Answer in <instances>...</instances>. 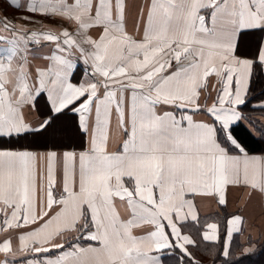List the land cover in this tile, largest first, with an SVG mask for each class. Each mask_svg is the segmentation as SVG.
<instances>
[{
    "label": "snow or ice",
    "instance_id": "1",
    "mask_svg": "<svg viewBox=\"0 0 264 264\" xmlns=\"http://www.w3.org/2000/svg\"><path fill=\"white\" fill-rule=\"evenodd\" d=\"M9 3L21 8L19 0ZM25 10L74 20L77 35L93 26L103 32L78 42L67 30L28 31L0 19L11 33L0 34L8 45L0 48V231L27 229L15 252L10 238L0 242V264H165L169 256L199 264L189 251L196 241L182 231L189 220L201 227L187 197H216L223 206L229 186L264 194V154H249L234 135L248 119L241 109L250 104L253 76L264 74V0H149L140 39L125 29V0H27ZM42 41L55 42L50 63L30 69L31 46ZM73 48L91 68L85 74L92 79L78 85L71 82ZM212 76L220 87L202 108ZM251 107L264 110V101ZM34 111L38 119L29 118ZM201 111L209 119L195 120ZM113 115L126 135L119 151L107 147ZM77 132L87 137L81 151L63 144ZM58 142L65 150H31ZM38 160L47 169L39 211ZM58 165L62 190L54 195ZM117 198L128 219L120 218ZM241 222L239 215L227 221L226 264ZM143 224L152 230L134 235ZM204 227L202 240L218 243V224Z\"/></svg>",
    "mask_w": 264,
    "mask_h": 264
},
{
    "label": "crops",
    "instance_id": "2",
    "mask_svg": "<svg viewBox=\"0 0 264 264\" xmlns=\"http://www.w3.org/2000/svg\"><path fill=\"white\" fill-rule=\"evenodd\" d=\"M74 0H67V3L72 4ZM95 2V0H94ZM21 8H16L11 6L9 0H0V19L7 17L9 20L20 28L23 26L28 31H37V32H47L52 31L57 35L61 34L64 30L69 31V33L74 35V38L79 42L84 39L85 36L91 37L93 40H98L103 32V28L100 26H93L79 35H77L78 24L74 20H69L65 17L59 15H42L39 13H31L25 10L27 0H19ZM115 0H113V5ZM149 0H125V17L124 24L125 29L128 34L133 36L136 39H140L143 35V20L141 19L142 12L146 16ZM28 16L31 18L30 21L20 19V17ZM113 18L115 19V8H113ZM139 25V26H138ZM0 34L4 36L11 37V33L3 32L0 29ZM258 33L252 34L249 37V43H255ZM61 39L63 37L61 36ZM86 50L92 51L90 45H82ZM8 47L6 42L0 41V48ZM32 51L28 55L29 68L35 69L37 66H46L50 63V60L45 58L50 55L52 51H55V42L42 41L40 46L32 45ZM71 59L76 64V70L71 76V82L73 84H79L85 80H91L92 78L85 74L87 69L89 72L91 68L89 65L85 64L83 59H81L79 51L75 48L72 50ZM2 55V53H0ZM215 86V87H214ZM220 84L217 82L215 76H212L208 79V87L206 90H201L200 103L202 108L211 106L215 101L217 96V89H219ZM264 101V100H262ZM41 104L44 102V97L41 98ZM260 102V101H259ZM258 103V102H256ZM69 119L72 118L73 121L77 117L70 112L68 113ZM255 117L260 118V122L264 124V114L256 115ZM30 119H38L39 112H32ZM195 120H207L209 119L206 112L201 111L194 115ZM77 137L74 135V143H70L65 146H70L77 151L84 150L87 147V137L83 136L77 132ZM81 137V138H80ZM126 138L125 133L119 129L115 115L112 117L110 131H109V140H108V150L109 151H119L122 141ZM21 143H24L23 141ZM61 152L65 148L61 145H31V150L44 153L49 149ZM249 154L261 155L264 154V151L253 152ZM41 174H43V183H47V169L46 161L38 160L37 162V211H39L41 206V200H44L46 203V191L41 190ZM62 190V169L58 165L56 173V184L54 195ZM187 198L193 199L195 204V210L198 214V219L202 217L208 218V222L205 223H217L219 226V235L220 239L224 242L226 239V230H227V221L234 215H239L242 217V222L238 225L240 227L239 232H234L233 237L230 243V251H244L245 248H254V245L264 241V194L259 191H252L249 187L242 186H229L226 191V204L220 205L218 203V198L209 197V196H191ZM115 206L118 211V214L121 219H128L130 212L125 203H122L118 198L115 201ZM225 218L224 222L219 223V219ZM190 220L182 225V231L187 234L192 235L195 241H202L201 235L197 236L196 239L191 233L190 229L193 226H189L188 223ZM193 223V222H191ZM201 229V232L205 230V227ZM223 227V234L221 233L220 228ZM25 228H7L3 231H0V242L11 239V246L15 252L19 247L18 236L21 232L26 231ZM152 230L151 225L143 224L139 227L133 228L134 235H144L146 232ZM222 235V236H221ZM69 237V236H68ZM67 237V238H68ZM66 242V241H65ZM190 247V246H189ZM20 255V253H17ZM55 253H52L50 257H54ZM5 259L4 253L0 252V261ZM167 259V258H166ZM169 260H165V264Z\"/></svg>",
    "mask_w": 264,
    "mask_h": 264
},
{
    "label": "trees",
    "instance_id": "3",
    "mask_svg": "<svg viewBox=\"0 0 264 264\" xmlns=\"http://www.w3.org/2000/svg\"><path fill=\"white\" fill-rule=\"evenodd\" d=\"M262 100H264V74H261V72L257 70L252 79L250 104L241 109L248 119L239 122L234 131V135L237 136L242 145L250 153L264 151V124L260 122V118L255 117L256 115H263L264 110H253L251 107L252 104ZM69 120L70 122H74L72 118ZM64 141L66 145L74 143V137L72 136L71 139H65ZM225 220V218L219 219V223ZM206 222H208V218L206 217L199 219L200 228H196L191 222L188 223L189 226H193L190 231L196 239H198L197 236L200 235L201 229ZM220 230L223 234V227H221ZM71 239H73L71 236L67 238V240ZM67 240L65 243H67ZM223 243L222 239H220L218 243H205L197 240L196 246H190L189 251L199 264H226V258L220 255ZM253 249L254 251L250 254H244V251H230L227 264H264V241L255 244ZM51 254L52 253L48 254V256ZM237 257H239V259H237ZM167 259L169 262L167 263L166 261V264H177L175 256H169ZM185 264H189V262L185 261Z\"/></svg>",
    "mask_w": 264,
    "mask_h": 264
},
{
    "label": "rangeland",
    "instance_id": "4",
    "mask_svg": "<svg viewBox=\"0 0 264 264\" xmlns=\"http://www.w3.org/2000/svg\"><path fill=\"white\" fill-rule=\"evenodd\" d=\"M250 36H251V35H250ZM250 36H249V37H250ZM74 135H76V137L78 136L77 133H75ZM74 135H73V136H74ZM63 144H65V141H63ZM38 145L40 146V145H44V144H38ZM55 145H61V143L58 142V143H56ZM35 146H37V145H35Z\"/></svg>",
    "mask_w": 264,
    "mask_h": 264
}]
</instances>
